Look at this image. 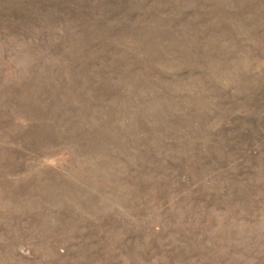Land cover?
<instances>
[{
    "label": "rangeland",
    "instance_id": "374dc122",
    "mask_svg": "<svg viewBox=\"0 0 264 264\" xmlns=\"http://www.w3.org/2000/svg\"><path fill=\"white\" fill-rule=\"evenodd\" d=\"M0 264H264V0H0Z\"/></svg>",
    "mask_w": 264,
    "mask_h": 264
}]
</instances>
